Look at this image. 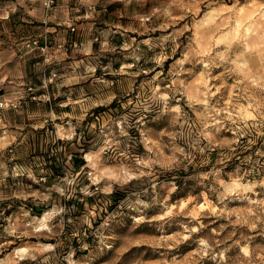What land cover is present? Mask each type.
Wrapping results in <instances>:
<instances>
[{"label":"clouds","instance_id":"obj_1","mask_svg":"<svg viewBox=\"0 0 264 264\" xmlns=\"http://www.w3.org/2000/svg\"><path fill=\"white\" fill-rule=\"evenodd\" d=\"M0 25V264H264V0H3Z\"/></svg>","mask_w":264,"mask_h":264},{"label":"rangeland","instance_id":"obj_2","mask_svg":"<svg viewBox=\"0 0 264 264\" xmlns=\"http://www.w3.org/2000/svg\"><path fill=\"white\" fill-rule=\"evenodd\" d=\"M2 2H3V0H0V3H2ZM118 8H122V5H120V4H113V5H110L109 8H108V12L105 13L104 15H102L101 18H100V20H101V21H103V20H110V21H112V22H117V17L111 15V13H112L114 10L118 9ZM98 10H99V9H98ZM15 20H18V19L15 18ZM119 22L124 23V24L128 23L127 20H122V21H119ZM77 23H78V25H83L84 22L80 21V22H77ZM97 26H98V27H102L103 25H102L101 23H98ZM2 31H3V26L0 25V32H2ZM61 31L64 32V38H66V39L68 40V44L65 45V47H67V48L69 49V52H71V44H72V42H73L74 40L82 39V38H83V34H82V32H81V29H80V27H77V31H75V32L72 31V30H70V29H68V30H63V29H61ZM35 35H36V34H35ZM35 35H33V37H34ZM157 35H158V34H157ZM4 39H6V37L3 36V35H0V40H4ZM114 42H115L116 44L121 43V42H122L121 37L117 36V37L115 38ZM52 43H53V40H52V36L50 35V36H49V44L51 45ZM39 45H40L41 47L44 45V41H43L42 39L39 41ZM94 47H97V48H98V45H95ZM37 55H38V53H37ZM41 59H42V58H41ZM37 62H39V61H38V60H35V59H31V58H29V62H28V64H27L28 74H29V76L32 77L33 79H35V76L33 75V65H34L35 63H37ZM13 66H14V65L10 64L8 67L11 68V67H13ZM117 67H118V65H117ZM98 75H99V73H98ZM37 83H39V81H37ZM51 90H52L53 92H55V89H54V88H52ZM40 94H41V93H36V95H40ZM0 95H3V91H2V90H0ZM59 99H60V100H63L64 97L61 96ZM54 103H55V101H54ZM28 105H30L32 109H35V108H36V104H35V102H32V101H31V97H29V100H28V101L26 102V104H25L26 107H27ZM44 107H45V108H48V107H50V105H45ZM114 107H118V105H114ZM70 110H71V109H69V108H65V109H63V111H65V112H68V111H70ZM57 111L59 112L60 109H57ZM96 111H97V112H103V111H105V109H102V108H101V109H97ZM17 122H19L18 119H17ZM42 135H43V132H42V131L36 133V141H35V143L33 144V148H34L36 154H40V152H39V139H40V137H41ZM30 143H32L31 140H30ZM85 147H86V145H85ZM20 151H24V149L22 148V149H20ZM214 155H215V154H214ZM29 158H30V157H29ZM73 163L77 166V170H78V169H79V166L82 164V163L80 162V158H79L78 153H75V154H74V156H73ZM59 172H60V169H59ZM50 183H51V179H49V184H50ZM121 195H122V194L118 193V194H116L115 196H113L112 199L115 200V201H118V200H120V199L123 198V196L121 197ZM89 202H90V203H94V201H92V200H90ZM72 203H76V202H72ZM6 207H7V202L4 203V204H0V208H6ZM76 207L79 208V209H81V210H83V207H84V206H83L82 204L76 203ZM114 207H115V205H113L112 207H109L108 211H112ZM13 210H14V209H13ZM37 211H39V210H37ZM78 214H79V213H77V215H78ZM135 234H136V235H143V234H146V233H145L144 230H137V232H136ZM65 240H67V237H65ZM136 251H137V250H136L135 248L131 249L129 252H127V253L124 254V256L122 257V259L127 260L128 257L132 256L133 253H135ZM109 255H111V254H109Z\"/></svg>","mask_w":264,"mask_h":264},{"label":"crops","instance_id":"obj_3","mask_svg":"<svg viewBox=\"0 0 264 264\" xmlns=\"http://www.w3.org/2000/svg\"><path fill=\"white\" fill-rule=\"evenodd\" d=\"M18 16H19V13H17L15 16H13L12 23H11V25H9V27L11 28L14 37H16L17 39H20L23 36H27L28 33L31 31V29L34 27H37L38 25H21L19 20H15V18H17ZM17 27H21L22 31L17 32L16 31ZM59 31H61V30H59ZM32 35H35V33H32Z\"/></svg>","mask_w":264,"mask_h":264},{"label":"trees","instance_id":"obj_4","mask_svg":"<svg viewBox=\"0 0 264 264\" xmlns=\"http://www.w3.org/2000/svg\"><path fill=\"white\" fill-rule=\"evenodd\" d=\"M79 155V154H78ZM52 160H53V163L50 165V166H52L53 168H54V170H55V172H56V174L57 175H60V172H59V166L58 165H56L55 164V158H52ZM80 162L81 163H83L81 160H80ZM183 175V174H182ZM121 197H122V195H121Z\"/></svg>","mask_w":264,"mask_h":264}]
</instances>
